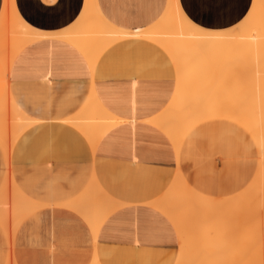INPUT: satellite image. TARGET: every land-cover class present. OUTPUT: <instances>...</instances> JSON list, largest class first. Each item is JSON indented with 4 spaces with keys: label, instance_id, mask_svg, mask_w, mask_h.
<instances>
[{
    "label": "crops",
    "instance_id": "obj_1",
    "mask_svg": "<svg viewBox=\"0 0 264 264\" xmlns=\"http://www.w3.org/2000/svg\"><path fill=\"white\" fill-rule=\"evenodd\" d=\"M177 1L192 24L208 31L233 28L253 3L215 0L211 8L194 11L192 0ZM168 2L96 0L103 16L125 31L155 24ZM261 2L264 7V0ZM83 5L84 0H14L17 14L32 32L66 30L76 22ZM1 8L2 0L0 12ZM7 79L0 78L3 97L8 92L15 105L36 123L16 140L9 171L0 146V186L10 176L36 209L40 206L32 200L50 205L42 212L45 220L41 226L31 230V239L26 226L15 238L14 248L9 244L10 264H175L176 232L166 217L148 205L165 193L176 173L170 141L148 123L174 94L176 72L168 55L143 39H124L102 53L92 74L72 46L44 39L17 54ZM91 91L103 109L120 121L100 138L94 151L68 123L85 106ZM221 143L222 151L238 150L234 133L224 134ZM200 152L205 170L207 148L203 146ZM220 157L213 155L218 185L228 182L232 163ZM192 172L187 165L186 176L192 177ZM92 175L109 198L123 205L106 218L95 239L82 213L73 209ZM36 209L26 216L34 215ZM4 242L0 236V249Z\"/></svg>",
    "mask_w": 264,
    "mask_h": 264
},
{
    "label": "bare ground",
    "instance_id": "obj_2",
    "mask_svg": "<svg viewBox=\"0 0 264 264\" xmlns=\"http://www.w3.org/2000/svg\"><path fill=\"white\" fill-rule=\"evenodd\" d=\"M86 17L90 20V18H93V15L91 16L89 14L86 15ZM93 19L95 20V31L99 34L98 38L95 39L96 48L94 51L88 49L90 40L83 38L80 33L76 34L79 30H70L71 27L58 32V35L57 33H48L50 31L41 32V34L38 35L31 33L22 24H18L17 27L11 29L12 32L10 37L11 51L13 50L12 54L16 53V55L12 57L10 62L6 61L0 63L2 67L0 68L1 71H3L4 68L1 75L8 82L7 77L9 68L17 54L25 47L39 40L57 39L69 44L84 57L93 74L95 64L102 53L121 40L137 38L159 46V44H162L159 39L165 40V38H167L166 36L164 38L163 34H161V36L159 35L160 38L158 36L146 37L143 33L145 29H137L135 31L119 29L103 16L97 3L95 17ZM3 28L6 31L8 30L7 22L3 24ZM198 29L201 28L197 27L196 32L188 36L194 39L192 44L194 46L200 45L202 40V33H199L200 30L198 31ZM201 30L205 31V29ZM5 36L8 37L7 33H5ZM162 37L164 39H162ZM166 41L168 42V40ZM164 47L167 51L170 45L163 44L161 48ZM236 48L239 49V53H241L240 57L244 61L240 69L242 72L241 78L233 77L236 88H234L235 86L233 88L230 87L226 81V77H224L221 83L218 81V84L215 85L214 88H209L205 92V95H223L231 91H233L235 95H240L243 101L236 107V110H240L241 113H255L254 124H256L259 129L256 131V134L261 136L264 135V102L262 101L264 96V61L263 63H260V61L264 57V36H261L254 29L250 31L245 30L243 34L239 36ZM241 87L243 88L241 89ZM94 94L95 93L91 91L85 106L73 119L68 121L71 126L77 129V131L86 138L92 151L95 150L100 138L111 128L120 123L119 120L113 118L103 109ZM177 105H179V102L178 100L176 101L174 93L166 108L158 116L148 120V123L161 131L170 141L175 156L174 158H176V173L170 186L161 197L148 204L166 217L176 232L178 249L175 264H264V252L261 251L259 254V251L254 249L251 244L253 241L252 231L256 218V213L254 212L255 198L257 199L260 193L255 194L253 192L243 191L236 193L235 196H230L231 198L228 197L229 199L225 198L224 202L222 200L223 198L214 199L215 197H212L213 199L211 200L209 198L210 196L201 194L202 196L198 195L199 199L196 198L199 202L198 204L195 200L196 194L192 193V183H194L193 177L186 176L184 173L185 158L175 153V141H180L175 129V123L179 118L178 111L176 110L178 108ZM228 110L229 109L223 108L222 111L214 112V117L225 120ZM234 118L241 119V116L239 114L238 116H234ZM4 122L10 129H0V146L5 152L6 171H9L10 155L16 140L28 127L36 122L27 117L15 105L8 92L4 94L0 102V123ZM244 126L249 131H252V124L245 122ZM1 188L2 191L7 192L8 190L11 195L7 197L5 204L9 206L12 203V206L16 209L19 216H26L37 208L34 203L28 200L16 188L10 176L5 179ZM193 191L195 192V190ZM231 199L234 201L230 203ZM195 202H197V204ZM201 204L204 206H199ZM122 206V204L109 198L100 189L92 175L86 191L83 193L82 198L73 206V209L77 213H82V219L90 227L93 238L95 239L100 226L106 218ZM194 207L195 209L199 208V211L194 210ZM89 208H91L90 212ZM195 211L199 214V217L196 216L197 214H195ZM199 212H201V214ZM195 218L196 220L200 219L199 221L202 222V225L200 224L201 226H198L199 228L196 227ZM194 223L196 231L193 230L194 227H192ZM202 226L208 228L203 230L204 228ZM200 227L203 231H206L207 234L204 235H206L207 240L200 234L199 235L204 240L199 237L196 239L195 236H199V231L203 233ZM194 231L195 233H193ZM233 239L238 241V244L229 246L228 243ZM195 243L197 245H194ZM203 243L206 245H202ZM200 246H204L205 248ZM194 248L202 251H196ZM92 264H96V262Z\"/></svg>",
    "mask_w": 264,
    "mask_h": 264
},
{
    "label": "rangeland",
    "instance_id": "obj_3",
    "mask_svg": "<svg viewBox=\"0 0 264 264\" xmlns=\"http://www.w3.org/2000/svg\"><path fill=\"white\" fill-rule=\"evenodd\" d=\"M177 3V0H169L164 13L158 21L143 31L146 37L158 36L160 38L161 34L164 35V38L165 36L167 37L165 40L159 39L162 44L157 42L159 44V46H157L168 55L175 67L176 81L174 93L176 101L178 100L179 102V105H177L178 108L176 109L179 118L175 123V129L179 137L178 139H180V141H175V153L185 158V168L187 165H190L193 169L192 177L194 183H192V188L195 192L192 190V193L196 194L195 200L201 194L210 196L209 198L211 200L213 199L212 197H215L214 199L223 198L222 200L224 202L225 198L232 195L235 196L236 193L243 191L253 192L255 194L260 193V196H258L257 199L255 198L254 212L256 213V218L252 231L253 241L251 242L254 249L258 250L260 254L261 251L264 252V156L261 155L257 146L264 140V135L259 136L256 134V131L259 129L256 124H254L255 113H241L240 110H236V107L243 101L240 95H235L233 91H231L223 95L214 94L206 96L205 92L209 88H214L215 85L218 84V81L221 83L224 77H226V81L232 88L235 86L233 77L241 78L242 72L240 69L244 61L240 57L241 53H239V49L236 48L239 36L242 35L245 30L250 31L252 29L256 30L261 36H264V7L261 0H253L251 9L245 16L248 17L247 21L245 22L244 17L240 23L231 29L224 31H204L198 29V31H201H199V33H202V40L200 45L194 46L192 45L194 39L188 36L196 32V30L189 28L188 23L184 20L185 16L182 11L180 14L177 13L175 7ZM95 11L96 0H84L81 14L70 29L79 30L76 34L80 33L83 38L90 40L88 49L93 51L96 48L95 39L99 36L98 32L95 31V20L93 19L95 17ZM249 13H251L250 17ZM89 14L91 16L93 15V18L89 17L90 20L86 17V15ZM5 21L8 23L7 29L10 28V30H0V63L6 61L10 62L12 57L16 55V53L12 54L13 50L11 51L10 37L12 32L11 29L17 27L18 24L25 26L31 33L41 34L40 31L32 32L29 29L30 27L19 17L15 10L14 0H2L0 12L1 27L6 23ZM5 33H7L8 37L5 36ZM163 37L162 39H164ZM166 40H168V42ZM163 44L170 45V48L166 47V51L165 47L161 48ZM263 61L264 57L261 59L260 63H263ZM0 68H2L1 65ZM3 71L0 69V78L2 79L3 76L1 73ZM234 88H236V86ZM242 88L243 87H241V89ZM2 99L3 91L0 90V100ZM262 101L264 102V96ZM223 108L229 109L227 111V118L225 120H220L214 117V112L222 111ZM239 114L241 119L234 118V116H238ZM245 122L252 124V131L245 128ZM0 129L10 128L4 122L0 123ZM227 133H234L235 138L239 142L238 150L234 151V148L230 150L226 148L225 151L220 150L222 145L221 138ZM203 146L207 148V156L209 155L208 163L206 164L207 168L205 170L202 164L204 155H202L201 152L199 153ZM214 153H217L219 157L222 153L220 160H230L232 162L231 171H229V179L226 184L221 183V185H218L216 178L218 173L216 172L215 158L213 159ZM210 157L211 162L209 163ZM237 164L240 166L238 167ZM236 167L239 169L238 171H235ZM200 170H203V172L198 174ZM3 183L4 179L2 181V184ZM0 190V236L5 239L3 243L4 247L0 249V256L2 257V264H10L8 263L9 244H11V248H14L15 238L25 230L26 226L30 227L29 235L31 239L34 235L31 230L41 226L45 220L44 217H42V212L49 209L50 205L43 204L30 198L38 204L40 208L36 209L34 215L21 217L12 206V203L9 206L5 204L7 197L11 196L9 191H2V188ZM232 199L230 203L234 201ZM196 201L198 202V200ZM197 202L195 203L197 204ZM199 206L204 205L201 204ZM194 210L199 211V208L195 209L194 207ZM199 213L201 214V212ZM195 214H197V212ZM196 216L199 217V214ZM199 220L200 219L196 220L195 218L196 227L202 225V222ZM195 223L192 224V227L195 226ZM196 227H194L193 230L196 231ZM203 230L201 229V231ZM195 231L193 233H195ZM201 233L202 232L199 231L198 235L200 234L203 238H206V235H204L207 234L206 231ZM200 235H196V239H198V237L202 238ZM8 237L12 240L11 243ZM237 242L238 241L233 239L228 245L233 246L238 244ZM29 243L35 244L31 240ZM194 245L197 244L195 243ZM202 245L205 246L206 244L203 243ZM204 246L200 247L205 248ZM199 250L200 249L196 251Z\"/></svg>",
    "mask_w": 264,
    "mask_h": 264
},
{
    "label": "snow or ice",
    "instance_id": "obj_4",
    "mask_svg": "<svg viewBox=\"0 0 264 264\" xmlns=\"http://www.w3.org/2000/svg\"><path fill=\"white\" fill-rule=\"evenodd\" d=\"M213 3H215V0H192V8L194 11L197 10L199 7L211 8ZM175 7H176L177 13L180 14L182 11L180 5L177 3ZM244 11H247L246 6L244 8ZM240 15H243V12H241ZM250 16H251V13H249V17ZM247 19L248 17H245V22L247 21ZM184 20L185 22L188 23V26L190 29L197 30L196 25L192 24L191 21H188L187 17H184ZM257 147L259 148L261 155L264 156V140H262Z\"/></svg>",
    "mask_w": 264,
    "mask_h": 264
}]
</instances>
